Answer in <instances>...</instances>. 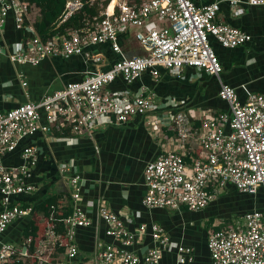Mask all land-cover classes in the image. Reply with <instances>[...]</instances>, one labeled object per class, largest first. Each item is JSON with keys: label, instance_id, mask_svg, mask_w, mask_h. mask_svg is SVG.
<instances>
[{"label": "built area", "instance_id": "2783aa9c", "mask_svg": "<svg viewBox=\"0 0 264 264\" xmlns=\"http://www.w3.org/2000/svg\"><path fill=\"white\" fill-rule=\"evenodd\" d=\"M223 5L233 17L239 18L248 8L264 7V0H201L199 4L194 0H67L62 23L76 14L86 15V6L96 7L99 12L86 15L79 29L48 41L27 25L32 23V5L23 0H0V33L10 18L17 30L33 32L26 43L8 53L14 66H37L49 57H83L87 63L102 64L103 56L90 49L106 44L118 56L109 69L88 71L81 81L65 84L39 103L28 101L0 112V158L15 152L23 139L37 133L48 136L69 132L76 137L93 138L101 127L125 125L154 110L155 96L144 88L132 96L108 89L117 78L132 84L145 73L158 76L159 69L192 68L221 80L223 67L211 39L224 49H235L252 40L243 30L219 21ZM130 28L136 29L134 39L144 55L129 57L120 45L119 34ZM5 53L0 46V56ZM22 78L19 75L25 87ZM218 96L228 105V111L198 120L197 127L185 114L170 118L168 127H174L182 143L193 140L199 154L187 163L184 155L170 151L148 163L142 201L145 208L186 207L198 212L206 209L228 185L251 196L264 191V95L250 94L243 102L234 88L220 82ZM158 121L151 125L158 126L161 124ZM38 157L39 149L30 146L22 152L21 158L26 162L22 166L7 167L0 163V236L32 212V208L16 202L36 189L26 179L37 166ZM60 173L68 181L74 208L64 221V237L58 236L52 225L46 237L51 246L64 249L66 259L39 257V264H80L74 262L79 256L76 230L93 223L81 206V176L65 169ZM96 209L107 225L106 236L113 243L100 244L96 255L83 264H163V253L170 239L161 226L143 224L137 233H132L105 205L98 203ZM147 232L156 246L143 254L135 252L134 245ZM208 250L214 264H264V211L247 213L241 226L210 233ZM17 253L14 245L0 242V264H11ZM193 259L191 248H178L179 264L191 263Z\"/></svg>", "mask_w": 264, "mask_h": 264}, {"label": "crops", "instance_id": "0c3cea01", "mask_svg": "<svg viewBox=\"0 0 264 264\" xmlns=\"http://www.w3.org/2000/svg\"><path fill=\"white\" fill-rule=\"evenodd\" d=\"M194 1L201 3V0ZM31 17L32 23L27 25L34 27V22L40 17L39 10L33 7ZM219 21L237 27L252 37L247 45L235 49H224L211 39L223 67L221 80L192 68L182 71L159 69L158 76L145 73L132 84L117 78L108 89L132 96L144 88L155 96L154 110L146 117H136L125 125L101 127L95 131L93 138L76 137L69 132H54L48 136L37 133L23 139L15 152L0 158L4 166L20 167L26 163L21 158L26 147L39 149L38 164L31 169L26 179L36 189L17 199L23 207L32 208V212L13 223L0 236V242L14 245L18 252L11 264L19 261L37 264L39 257L66 259L63 250L50 245L46 233L43 238L36 239L32 254L29 252L31 240L23 241V231L33 215L48 226L47 218L36 211L45 200L52 198L56 202L57 213L72 214L74 205L68 181L62 178L61 169L81 176V206L93 222L90 227L76 230L75 244L79 256L75 263L88 262L96 255L100 244L113 243L106 236L107 225L97 215L98 203L119 216L126 229L132 233H137L143 224L161 226L170 239V245L163 253V264H179L180 246L193 250V262L187 264H214L208 250L210 233L226 227L241 226L247 213L264 211L263 190L251 196L240 193L233 185L219 191L216 199L198 212L189 211L186 207L179 210L147 209L142 203L146 194L144 172L148 163L170 151L184 155L187 163H191L199 154L193 140L182 143L174 127H168L170 118L185 114L197 127L200 124L198 120L227 112L228 105L218 96L220 82L234 88L243 102L250 94L264 95V7L248 8L243 16L235 18L230 9L223 5ZM135 30L126 29L119 34L120 45L129 57L145 53L134 39ZM31 36L33 32L17 30L12 18L0 33V46L7 51L0 56V112L9 111L28 101L39 103L43 97L62 89L65 84L81 81L88 71L107 70L118 60L111 46L106 44L90 49L92 53L103 56L102 64L87 63L83 57H49L37 66L12 65L8 53L17 50ZM19 75L26 82L25 87ZM156 120L161 124L151 125ZM1 198L0 193V211ZM154 246L156 244L147 232L139 238L133 250L143 254Z\"/></svg>", "mask_w": 264, "mask_h": 264}, {"label": "trees", "instance_id": "16d2710c", "mask_svg": "<svg viewBox=\"0 0 264 264\" xmlns=\"http://www.w3.org/2000/svg\"><path fill=\"white\" fill-rule=\"evenodd\" d=\"M34 8L39 10L40 17L38 20L34 22V28L44 41H48L54 36L58 35H66L69 30H75L82 27V20L86 15H95L98 14V9L96 7L89 8L86 6V15L84 13H79L67 21H61V17L63 12L65 11L67 0H23ZM131 57V56H130ZM18 202H16L17 204ZM20 206H22L19 203ZM27 206H24V208ZM37 213H43L44 217L47 218L48 226L41 222L40 219L37 218L36 215L31 217L27 227L23 231V241L31 240V244L29 247V252L32 254L35 249L36 239L41 237L43 238L44 233L50 225L53 226L55 233L58 235H62L64 237L66 233L65 219L69 217V213L65 212L60 214L57 213L58 208L56 202L52 198L45 200L41 205H39L36 209ZM36 214V213H35ZM44 224V225H43ZM9 229V228H8ZM8 231V230H7ZM66 240L64 239L63 244H65ZM61 250H64L60 248ZM17 256H14L13 259H16ZM57 260V259H56ZM13 264H29L28 261H19ZM37 264H39L37 259Z\"/></svg>", "mask_w": 264, "mask_h": 264}]
</instances>
